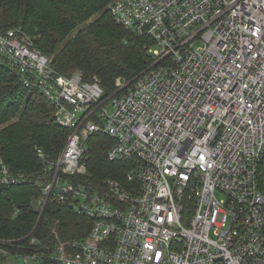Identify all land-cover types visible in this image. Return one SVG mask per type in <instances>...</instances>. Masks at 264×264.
<instances>
[{"label": "built area", "instance_id": "2783aa9c", "mask_svg": "<svg viewBox=\"0 0 264 264\" xmlns=\"http://www.w3.org/2000/svg\"><path fill=\"white\" fill-rule=\"evenodd\" d=\"M109 12L155 59L113 93L0 26V66L70 130L55 159L37 147L41 215L53 202L91 222L73 241L0 238V264H264V0H114ZM94 134L126 163L102 191L77 178ZM25 178L1 162L0 188Z\"/></svg>", "mask_w": 264, "mask_h": 264}, {"label": "trees", "instance_id": "16d2710c", "mask_svg": "<svg viewBox=\"0 0 264 264\" xmlns=\"http://www.w3.org/2000/svg\"><path fill=\"white\" fill-rule=\"evenodd\" d=\"M110 2L0 0V26L20 27L37 48L53 57L56 70L66 75L81 71L85 80L98 79L106 93H113L118 77L130 80L144 72L153 55L147 45L151 39L116 22L107 9ZM54 112V105L38 91L20 83L15 68L0 66V166L4 162L15 174L26 176L20 184L0 188V238L14 249L27 243L23 237L33 230L50 244L88 234L89 218L70 206L50 202L41 215L36 203L42 193L36 181L44 170L37 147L54 159L70 133L57 124ZM88 145V173L77 177L88 189L102 191L107 177L124 180L126 163L107 158L109 137L94 134Z\"/></svg>", "mask_w": 264, "mask_h": 264}, {"label": "rangeland", "instance_id": "374dc122", "mask_svg": "<svg viewBox=\"0 0 264 264\" xmlns=\"http://www.w3.org/2000/svg\"><path fill=\"white\" fill-rule=\"evenodd\" d=\"M114 2V0H111V2L108 4V6H107V9L109 10V7H110V5L112 4ZM92 19H94V18H92ZM147 45L150 47L151 45H152V41L151 40H147ZM49 57H51V56H49ZM52 58V60H53V57H51ZM155 62V59L153 58V63ZM152 63V64H153ZM151 64V65H152ZM76 72H81V71H78V70H75ZM143 73V72H142ZM138 76V75H137ZM137 76H135L134 78H131L130 80L129 79H126L125 77H118L117 79H120V84H121V87H123V86H125L124 87V89H126V88H128L130 85H131V83H132V81L137 77ZM116 79V80H117ZM99 81V80H98ZM115 85H116V83H115ZM116 87L118 88V85H116ZM55 159V158H54ZM117 179V178H116ZM120 179V178H119Z\"/></svg>", "mask_w": 264, "mask_h": 264}]
</instances>
